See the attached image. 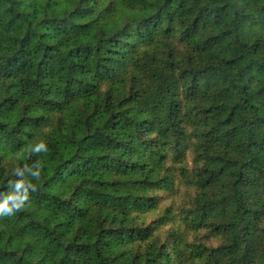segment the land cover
I'll list each match as a JSON object with an SVG mask.
<instances>
[{
    "label": "trees",
    "instance_id": "16d2710c",
    "mask_svg": "<svg viewBox=\"0 0 264 264\" xmlns=\"http://www.w3.org/2000/svg\"><path fill=\"white\" fill-rule=\"evenodd\" d=\"M6 197L0 264H264V0H0Z\"/></svg>",
    "mask_w": 264,
    "mask_h": 264
},
{
    "label": "clouds",
    "instance_id": "9594fccd",
    "mask_svg": "<svg viewBox=\"0 0 264 264\" xmlns=\"http://www.w3.org/2000/svg\"><path fill=\"white\" fill-rule=\"evenodd\" d=\"M44 148L43 144H40L37 146L36 150L39 151ZM38 175V173H34V176ZM13 200L12 197H6L3 202H0V212H3L4 214H7L8 212L12 211V207H15L17 205H13L10 207L8 205V201Z\"/></svg>",
    "mask_w": 264,
    "mask_h": 264
}]
</instances>
